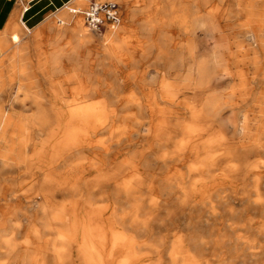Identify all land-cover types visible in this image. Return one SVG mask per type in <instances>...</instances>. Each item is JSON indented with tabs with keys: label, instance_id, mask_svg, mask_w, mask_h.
Returning a JSON list of instances; mask_svg holds the SVG:
<instances>
[{
	"label": "clouds",
	"instance_id": "obj_1",
	"mask_svg": "<svg viewBox=\"0 0 264 264\" xmlns=\"http://www.w3.org/2000/svg\"><path fill=\"white\" fill-rule=\"evenodd\" d=\"M130 2V11L135 14L139 9L140 13L147 14V23L155 27V14L150 11L151 4L142 7L147 0ZM151 3L154 4L155 0H151ZM216 11L218 8L209 7V17ZM182 26L186 33L194 27L186 16ZM200 27L207 25L200 24ZM211 30L219 31L214 22ZM87 32L88 29L85 28L75 45L69 38L61 46L59 41L64 37H57V43L50 45L52 51L47 53L44 51V37L37 35L36 46L43 56L51 57L58 65L59 57L65 54L66 49L75 52L80 46L91 42ZM134 32L133 28L113 24L111 30L103 36V51L111 55L117 65L133 60L129 49L133 48L131 41L138 39ZM172 45L186 49L192 59L182 79H178V73L170 76L167 68H157L158 88H141L138 91L133 87L128 92L117 95V101H123L124 107L135 105L138 109L146 111L147 116H143L140 111H127L120 116L116 106L110 105L103 95H89L99 93L105 87L114 89L113 82L101 81L93 84L86 78L82 79L78 72H73L71 76H65L63 79H55L47 100L43 96H35L38 104L49 105L54 119H48V109L44 108L39 115L32 113L28 119L23 120L13 119L9 112H0V160L5 166L27 164L28 171L35 166L37 171L44 172V182L55 186L45 191L42 185L41 190L36 192L37 196H45V203L39 205L45 214L42 220L44 231L55 235H42L41 228L36 224L31 226L29 234L21 240L16 239L14 230L0 233V264H45L43 252L49 245L56 254L58 264H66L72 259L73 245L77 247L81 264H152L146 259L151 256V252L140 249L159 251L157 246L147 240L137 241L134 235L124 230L122 221L130 218L132 224L138 223L147 228L149 221L161 206L162 189L160 184L155 182L157 177L148 175L141 164L144 152L150 151L153 146L160 148L157 159L165 163L162 183L168 186L169 191L176 193V198L182 206L207 202L212 210L216 211L213 194L225 185L236 186L233 177L241 165L233 158V153L227 146L229 137L223 131V125L225 122L233 127L239 125L241 135L248 138L250 144L264 148V120H252L251 123L255 125L252 128L249 126V114L242 113V119L237 121L234 119L237 115L235 111L226 121L221 119L226 108L236 106L237 102L233 99L238 91L236 87L229 89L227 94L210 90L204 91L200 96L195 95L197 90L207 87L216 70L222 71L224 76L232 75L227 67L228 59L225 58L224 52L227 51L230 56H235L236 53L231 52L226 42L221 43L213 39L211 59H197L196 48L190 40L181 41L167 36L163 42L155 44L156 59L162 64L164 61L161 58L168 55V49ZM136 47L142 49L143 55H149L143 44H137ZM240 50L243 51L242 46ZM19 54L18 52L17 55ZM210 65H214V68L210 69ZM16 70V65L13 64L12 71ZM112 70L119 71V68ZM25 71L23 67L19 68L21 74ZM146 72L147 69L140 71L134 66L124 73L121 83L124 79H130L133 83L138 79L142 80ZM238 74L243 81V70H238ZM150 81L156 82L157 75L154 74ZM243 86L241 83L239 87ZM186 90L191 91L193 96L182 95ZM28 95L25 93V100ZM181 107L182 112H178L177 109ZM260 116L264 117V111ZM29 120L50 124L47 136L36 143L31 154L26 151L32 143ZM216 124L220 126L215 127ZM143 125L146 127L142 135L151 137V142L147 143V147L120 152L110 169H105L98 154L89 157L84 152L86 148H102L105 152H110L113 143H133L130 140L131 134L138 132L137 126ZM105 132L107 134H103ZM221 160L224 161L223 164L220 163ZM247 168L249 173H255L252 176V191L256 195L252 200L255 203H264V195L259 189L261 180L264 179V158L251 162ZM88 170L95 174L86 176ZM104 182L114 184L118 193H122L128 201L127 207L117 211V205L107 201L106 193L93 199L92 192L97 191ZM24 183L29 184L31 189L35 177L32 181ZM55 188H68L74 195L60 201H52L49 197ZM144 189H147V192ZM227 194L224 192L222 195ZM145 201L147 211L141 215ZM16 211L18 209L13 208L10 215H14ZM4 226L5 221L0 218V228ZM13 227L20 228V222L15 221ZM174 235L176 240L170 252L174 264L176 261L180 264H200L190 251L183 248L182 236L175 233ZM32 237H35L36 243H33ZM238 237L245 244L255 243L243 233H239ZM250 250L259 251L254 247ZM155 264H159V261Z\"/></svg>",
	"mask_w": 264,
	"mask_h": 264
},
{
	"label": "bare ground",
	"instance_id": "obj_2",
	"mask_svg": "<svg viewBox=\"0 0 264 264\" xmlns=\"http://www.w3.org/2000/svg\"><path fill=\"white\" fill-rule=\"evenodd\" d=\"M73 1L77 7L82 5L80 2H75L76 0H72V2ZM194 1L196 2V12L198 13L208 0ZM222 1L223 0H219L218 4L213 7L218 8V11L212 14L211 17H209L207 13L201 12H199L197 17L195 15L196 18L193 19L192 24L194 27L192 31L186 33L182 29L184 34L186 33L185 35L188 34L190 36V34L193 35L195 29L198 28L200 34L211 38L210 40L207 38L198 39V37L195 36L196 39H187L195 46V56L197 59L205 57L211 59L213 39L221 43L226 42L231 52L236 53L235 56H230L227 51L224 52L225 58L228 59L227 67L232 75L224 76L222 71L216 70V74L212 76L207 87L203 90H197L195 95L200 96L204 91L210 90L227 94L229 89L233 87L238 88L236 95L233 97L237 102L236 106L234 108H226L222 113L221 119L226 121L230 114L235 111L237 115L234 119L239 121L242 119V113L247 112L249 117L252 116L249 125L251 127V121L257 117L259 120H264V117L260 116V113L264 111V0H246L245 2L233 0L232 4L236 7L229 12L220 6ZM148 4L152 5L151 0H149ZM164 9L166 8L162 5L159 8L153 6L152 10V12L156 10L153 23L160 21L162 24L160 29L165 25L162 18ZM72 10L76 11L81 9L74 7L70 9V11ZM137 12L138 10L136 13ZM241 12H244L246 16L245 22L236 26L238 30L231 40L228 38L225 30L227 23L223 24V22L220 21L224 20L225 17L228 19L232 16H237ZM73 13L76 14L77 12ZM67 14L68 13L63 10L59 15L60 17H67ZM132 18H135L134 14ZM79 21L80 20L76 21L77 26L79 25L76 31L82 32L84 29ZM182 21L178 23V26L181 28H183ZM213 22L219 31L213 32L211 30ZM200 24H206L207 27L201 28ZM243 27H246V32H244V29H241ZM109 28L111 30V27ZM139 28L144 31V33L146 31V33L148 32L150 35V40L142 43L146 44L145 47L148 49L149 54L153 53V57L151 58L152 66L167 68L169 69L170 76L178 73V79H182L187 65L192 62L191 57L188 56L187 50L176 47L175 45L170 46L168 55L161 58L164 61L162 64L156 59L157 49L155 44L157 41L154 38L158 35L157 32H155L156 29L147 23V20L143 23L141 22ZM181 28L180 31L182 32ZM86 35L90 36L89 33ZM158 36L162 38L165 37V35L161 34ZM164 39H160L158 42H163ZM241 39H243L245 43H243ZM20 40V34H12L11 41L15 48H17ZM241 46L243 51L240 50ZM105 61L112 62L115 61V59L103 51L100 59L101 65ZM128 64L137 65V63H133L132 61L128 62L126 65ZM211 68H214V65H210V69ZM238 70H243V81H241ZM16 79L17 76L14 72L12 76L8 78L7 84L11 86L16 82ZM140 81L142 80L138 79L136 82ZM241 83L244 85L243 88L239 87ZM3 86L4 82L0 81V90ZM119 94V90L115 88L101 89L99 93H89V95L93 97L96 95H103L110 105L116 106L117 113L120 116L127 111H140L143 116L148 115L146 111L138 109L135 105L127 108L124 107L123 101H117V95ZM182 95L191 97L193 93L186 90ZM15 99L16 97L11 99V104H0V112H9L12 114L13 119L23 120L28 119L32 113H37L39 115L41 109L44 108L48 109V119H54L48 104H18L15 102ZM161 102L163 103V101ZM249 102L251 104H248ZM20 109L23 111L29 110L31 113L23 114L20 112ZM177 111L182 112V107L178 108ZM256 113L258 115H256ZM117 122L119 123V120H117ZM28 126L31 129L30 138L32 143L28 145L26 151L28 154H31L34 151L36 143L47 136L50 130V124H45L40 120H29ZM214 126L219 127L220 125L216 124ZM137 127L138 132L132 133L130 137L133 143H128V141H122L120 144L113 143L110 152H105L102 148H86L84 152L89 155V157L98 154L105 169H110L115 164L120 152L125 149L132 150L140 147H147V143L151 142V137L142 135L146 125ZM228 127L232 129L230 135L227 133ZM9 131H11V129ZM223 131L229 137L227 146L232 151L233 158L240 163L241 168L233 177V181L236 185L235 187L225 185L224 188L218 189L217 192L213 194L212 200L215 201L216 211H213L211 205L207 202L195 203L194 205L190 203L187 206L180 205L176 198V193L169 191L168 186L162 183L163 176L165 175V163L157 159L160 148L153 146L150 151L144 152L141 164L148 175L157 177L155 182L160 184L162 189L163 199L161 206L152 220L149 221L147 228L138 223L132 224L130 218L122 221V226L126 232L134 235L137 241L147 240L157 246L159 251L149 248L140 249L141 251L151 252V256L146 259L150 260L152 264H155L156 261H159V264H174L170 256V252L176 240L174 233L182 236L183 248L190 251L200 261V264H258L257 262H259V257L261 255H263L262 258L264 259V246L258 245L259 237L264 238V203H255L252 200V197L256 195V193L252 191L254 183L252 176L255 175V173H249L247 168V165L251 162H254L258 158H264V148H259L250 144L249 141L247 143L241 142L238 137V135L241 134L239 125L233 127L232 124L225 122ZM103 134L107 133L105 132ZM169 147H171V145H169ZM250 155H254V158H249ZM220 163L223 164L224 161L221 160ZM94 174L92 170H88L85 173L86 176ZM33 177H35V183L32 185L31 189H29V184L24 183V181H32ZM42 185L45 191L55 187L54 185H48L44 182V172L37 171L35 166L32 167L31 171H28L27 164H9L5 166V163L0 160V218L5 221V226L0 228V233H7L14 230L16 232V239L21 240L29 234L31 226L36 224L41 228L42 235H55V233L44 231L42 220L45 218V214L39 205L45 203V196L36 195V192L41 190ZM259 189L260 193L264 195V179L261 180ZM85 191H88V189H85ZM144 191L147 192V189H144ZM224 192L228 194L226 196L222 195ZM246 192L248 195H245ZM102 193L107 194L108 202L117 205V211L127 207L128 201L122 193H118L114 184L110 182L102 183L97 191L92 192L93 199L100 197ZM73 195L74 193L68 188H55V191L51 193L49 199L52 201H60L70 198ZM13 208L18 209V211H16L14 215H10ZM146 211L147 201H145V208L142 210L141 215H144ZM218 214L222 217V221L219 223L222 228L218 227L214 230L217 238L213 239L211 238L213 230L210 231L211 229L208 228V222L213 221ZM15 221L20 222V228L13 227ZM103 222L105 224L107 223L106 221ZM220 229H223V231ZM237 230H240V232L245 231L249 240H253L255 243L252 245L245 244L239 239V233H236ZM32 239L33 243H36L35 237H32ZM210 244L213 245L211 249ZM253 247L258 248L259 251H251L250 248ZM43 259L45 264H58L56 254L50 249V245L48 249L43 252ZM66 264H81L76 245L72 246V259L67 261ZM175 264H180V262L176 261Z\"/></svg>",
	"mask_w": 264,
	"mask_h": 264
},
{
	"label": "crops",
	"instance_id": "obj_3",
	"mask_svg": "<svg viewBox=\"0 0 264 264\" xmlns=\"http://www.w3.org/2000/svg\"><path fill=\"white\" fill-rule=\"evenodd\" d=\"M71 2L72 0H0V81L4 82V86L0 90L1 103L5 98H8L7 89L4 90V87L8 85V78L14 73L12 71L13 64L16 65L15 74L18 78L15 85L18 83L19 88L23 89L20 95L24 97L25 93L29 94L30 99L24 100V104H38L35 96H43L47 100L55 79L71 76L73 72H78L81 78L85 79L87 44L80 46L75 52L66 49L65 54L59 57L58 65L51 57L43 56L36 46L37 35L44 37L45 53L52 51L50 45L57 43V37H64L59 41L61 46L69 38L73 40L74 45L76 44L81 33L76 31L79 26H77V22L51 19L56 11L58 12L61 8L65 10V7ZM132 25L133 23H129L125 26ZM81 26L83 27V23ZM175 28H178L176 23ZM16 33L21 36L17 48L11 41L12 34ZM100 40V35L93 33L89 43L90 46L93 45L94 51H91L95 57L96 74L99 73V76L95 78V83L102 81V70L98 69L101 58L97 60L102 51ZM18 52L19 55H17ZM14 56L15 60L13 61ZM20 67L26 70L23 74L19 72ZM68 86L70 87V85Z\"/></svg>",
	"mask_w": 264,
	"mask_h": 264
},
{
	"label": "rangeland",
	"instance_id": "obj_4",
	"mask_svg": "<svg viewBox=\"0 0 264 264\" xmlns=\"http://www.w3.org/2000/svg\"><path fill=\"white\" fill-rule=\"evenodd\" d=\"M118 3H119V7H120V18H119V22L116 24V25H119L121 27H125V28H133L135 30L134 32V35L135 37H137L138 39L134 38L131 43L133 45V48L130 49V52L132 53V56H133V60L132 62L133 63H137V65L135 67H137L140 71H144L145 69H147V72L145 74V76L143 77L142 81L140 82H135L133 83L132 80L130 79H124L123 80V83H121V78L124 76V73L134 67V65L132 64H120V65H117L116 61H109V62H103L102 65L100 63V59L102 57V52H103V47H102V38L103 36L110 31V28L109 26H106L105 29L102 30V32L98 33V32H93L91 30L88 29V32L89 35L92 37V34H99L100 37H101V40H100V43H101V47H102V51H101V54L99 57H97V60L99 59V67L98 69L102 70V81H111L113 82L114 84V88L115 89H118L119 90V93H126L128 92L131 88L135 87L137 88V90L139 91L141 88H144L145 90H147L148 87H155V88H158V81H159V75L157 74V68H160L161 66H156V67H153L152 64H151V58L153 57V53L149 54V55H143L142 54V49L139 48V47H136L137 44H143L144 46L146 44L142 43L144 41H149L150 40V35L149 33L145 31H142L140 30L139 26L141 24V22L143 23L144 21L147 20V14H143V13H140L139 9L138 12L136 14H134L132 11H130L131 9V2L130 0H116ZM164 4H163V2ZM218 1L219 0H209L201 7L200 11L201 13H207L208 14V9L209 7H214L216 4H218ZM241 2H245L246 0H240ZM75 2H80L82 5L77 7L75 4H74V1L71 2L70 4H68L67 8L65 9V11L68 13L67 14V17H60L59 13L61 11H63V8H61L58 12L56 11L54 13V15L52 16L51 19H57V20H74L75 22L77 20H80V24L82 25V15L80 12H77L76 14H74L73 12H70V9H73L74 7L76 8H79V9H83L86 5H87V1H84V0H76ZM162 2V3H161ZM69 3V2H68ZM149 3V0H147V3L143 4L142 7H147ZM195 1L194 0H155V3L151 5V13H154L156 12H152L153 10V6L155 8H159L160 6H164L166 9H164L163 11V20H164V26L160 29V26L162 25L160 23V21H156L154 22L155 23V29L157 32L158 35H165V37L167 36H171L173 38H176V39H179L181 41H185L187 40L188 38L190 39H196V37H198V39L200 38H207L208 40H210L211 38L206 36V35H203V34H200V31L198 28L195 29V31L193 32V35L190 34V36L187 34L185 35L184 32H183V28L179 27L178 26V23L181 22L183 20V18L186 16L189 20V23L192 24L193 23V17H197V12H196V5H195ZM233 0H223L221 3H220V6L223 7L226 11H231L232 9H235L236 6H233ZM65 6V5H64ZM205 6V7H204ZM198 12V13H199ZM135 16V18H132V16ZM227 16V14H226ZM60 17V18H59ZM182 17V19H181ZM245 19H246V16L244 14V12H241L239 15L237 16H232L228 19H225L224 20H221L220 22H223V24L227 23V27H225V30H226V33L228 35V38L229 39H233L234 36H235V33L237 32L238 28L236 27L238 24H241V23H244L245 22ZM129 23H133L132 26H125V25H129ZM175 23L176 25L178 26V30L175 28ZM193 25V24H192ZM83 29H85L86 27L83 25L82 27ZM180 28L182 30V32L180 31ZM242 30L244 29V32H246V27H243L241 28ZM105 30V31H104ZM177 30V31H176ZM199 34V35H198ZM155 36V40L158 42L160 39H164L162 37H159V36ZM196 36V37H195ZM241 41L243 43L244 40L241 39ZM242 43V44H243ZM92 48V49H91ZM93 45H89V43L87 44V62H85L86 64V76L85 78H90V79H87L89 82L91 83H95V78L97 76H99V73L98 75L96 74V62H95V57H94V53L92 51L93 50ZM92 50V51H91ZM144 56V57H143ZM119 68V71H113L112 69L113 68ZM171 73V71H170ZM156 74L157 75V81L156 82H151L150 81V78ZM16 81L18 82V78L16 79ZM101 81V80H100ZM138 81V80H137ZM7 89V97L8 98H5L3 100V102L0 104H11L12 103V98H15V102L18 103V102H21V104H24L23 101L25 100L23 95L21 96V91H19V84L17 83V85L12 84L11 86L10 85H5L4 87V90ZM16 89V90H15ZM102 89H107L106 87L105 88H102ZM71 94V93H70ZM1 95V93H0ZM6 95V94H5ZM28 99H30L28 97ZM14 102V100H13ZM25 104H30V103H25ZM248 104H251L250 102ZM20 112H22L23 114H29L31 113V111H23L20 109ZM256 115H258L256 113ZM252 116H250L251 118ZM256 119H259L258 117ZM251 127L254 128L255 125L251 123ZM231 131L232 129L231 128H227V133L228 135L231 134ZM239 139L241 142L243 143H247L248 142V138L242 136L241 134L238 135ZM249 158H254V155H250ZM222 217L219 216V214L213 219V221L211 222H208L209 223V229H211L210 231L213 230V233L211 235V238H217V235L214 233V230H216V228H222L219 223L222 221L221 219ZM224 221V220H223ZM223 231V229H220ZM243 231V230H242ZM236 233H243L245 236H247V233L245 231L243 232H240V230H237ZM258 245L259 246H264V238H261L259 237V242H258ZM213 247L212 244H210V249ZM263 255H261L259 257V262H257L258 264H262L264 263V259L262 258Z\"/></svg>",
	"mask_w": 264,
	"mask_h": 264
},
{
	"label": "built area",
	"instance_id": "obj_5",
	"mask_svg": "<svg viewBox=\"0 0 264 264\" xmlns=\"http://www.w3.org/2000/svg\"><path fill=\"white\" fill-rule=\"evenodd\" d=\"M87 5L80 12L83 25L93 31L100 33L106 26L117 24L120 18V7L116 0H85Z\"/></svg>",
	"mask_w": 264,
	"mask_h": 264
}]
</instances>
